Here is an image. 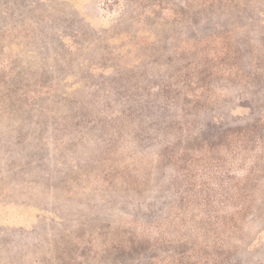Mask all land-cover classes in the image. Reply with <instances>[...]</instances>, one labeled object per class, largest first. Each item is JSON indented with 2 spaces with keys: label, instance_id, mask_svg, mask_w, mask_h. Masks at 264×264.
<instances>
[{
  "label": "rangeland",
  "instance_id": "obj_1",
  "mask_svg": "<svg viewBox=\"0 0 264 264\" xmlns=\"http://www.w3.org/2000/svg\"><path fill=\"white\" fill-rule=\"evenodd\" d=\"M0 264H264V0H0Z\"/></svg>",
  "mask_w": 264,
  "mask_h": 264
}]
</instances>
